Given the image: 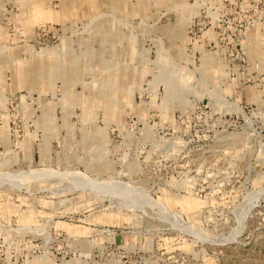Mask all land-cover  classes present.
<instances>
[{
  "label": "rangeland",
  "instance_id": "obj_1",
  "mask_svg": "<svg viewBox=\"0 0 264 264\" xmlns=\"http://www.w3.org/2000/svg\"><path fill=\"white\" fill-rule=\"evenodd\" d=\"M0 264H264V0H0Z\"/></svg>",
  "mask_w": 264,
  "mask_h": 264
},
{
  "label": "bare ground",
  "instance_id": "obj_2",
  "mask_svg": "<svg viewBox=\"0 0 264 264\" xmlns=\"http://www.w3.org/2000/svg\"><path fill=\"white\" fill-rule=\"evenodd\" d=\"M251 202V201H250ZM250 204V203H249ZM248 204V205H249ZM251 206V205H250ZM252 207V206H251ZM248 211V210H247ZM242 213V212H241ZM247 213V212H246ZM237 215V214H236ZM247 215V214H246ZM243 216V215H242ZM245 217V216H244ZM244 217H242L243 219H244ZM243 219H241V220H243ZM240 224V223H239ZM241 225V224H240ZM240 227V226H239ZM235 233V232H234Z\"/></svg>",
  "mask_w": 264,
  "mask_h": 264
}]
</instances>
